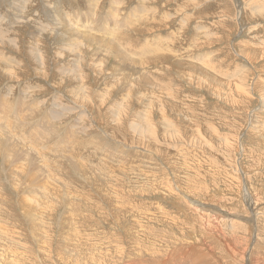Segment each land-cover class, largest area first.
<instances>
[{"label":"rangeland","instance_id":"obj_1","mask_svg":"<svg viewBox=\"0 0 264 264\" xmlns=\"http://www.w3.org/2000/svg\"><path fill=\"white\" fill-rule=\"evenodd\" d=\"M0 34V254L264 264V0H0Z\"/></svg>","mask_w":264,"mask_h":264},{"label":"bare ground","instance_id":"obj_2","mask_svg":"<svg viewBox=\"0 0 264 264\" xmlns=\"http://www.w3.org/2000/svg\"><path fill=\"white\" fill-rule=\"evenodd\" d=\"M238 3V2H237ZM258 6V5H257ZM259 10V9H258ZM261 10V9H260ZM259 10V11H260ZM39 26V25H38ZM33 28V27H32ZM66 28V27H65ZM127 28V27H126ZM128 29V28H127ZM6 30H7V32H8V30L9 29H6L5 28V32H6ZM34 30V29H33ZM38 30H39V28H38ZM123 30H125V29H123ZM30 31V30H29ZM126 31V30H125ZM6 32V35H5V39L6 40H8L9 39V36L7 35L8 33ZM31 32V31H30ZM36 33H37V31H36ZM39 33H41V32H39ZM56 33V32H55ZM127 33V32H126ZM58 34V33H57ZM4 34H0V36H3ZM38 35H40V34H38ZM56 35V34H55ZM37 36V35H36ZM65 36V35H64ZM58 37V36H57ZM3 38V37H2ZM36 38V37H35ZM112 38V37H111ZM110 38V39H111ZM37 39V38H36ZM67 40V39H66ZM11 41V40H10ZM9 41V42H10ZM14 41V40H13ZM69 42V41H68ZM13 43H11V45H12ZM15 44H17V43H15ZM4 46V45H3ZM13 47H15V46H13ZM125 48L126 47H128L129 49H130V46H127V45H125L124 46ZM17 51V50H16ZM133 51V50H132ZM123 52H124V50H123ZM128 53V51H126V53L124 52V54H125V56H126V54ZM123 54V53H122ZM73 55V54H72ZM128 55V54H127ZM76 56V55H75ZM125 56H124V58H125ZM121 57V56H120ZM123 57V56H122ZM17 56H15V55H13V56H10V55H8V54H6V56L4 57V58H0V71H1V74L3 73V75L5 74V76L6 75H9L10 73H12L13 74V72L14 71H17L18 69H21L20 67H19V62H18V60H17ZM123 58V59H124ZM128 58V57H127ZM120 60H121V58H119ZM126 59V58H125ZM124 59V60H125ZM41 60V62H42V60L43 59H40ZM32 61H33V64L35 63H40V61H38L37 59H35V58H32ZM123 61V60H122ZM119 62V61H118ZM121 63V62H120ZM12 67L11 69H9V67ZM16 69V70H14L13 71V69ZM24 68V67H23ZM11 71V72H10ZM14 74H16L15 72H14ZM25 95V94H24ZM25 97V96H24ZM22 100H23V97H22ZM9 101V100H8ZM8 101H5L4 99H0V105L2 104V105H6V107H8V105H10V103L8 102ZM25 103L26 102H22L21 103V107L22 108H20L21 109V112H22V110L23 109H25V108H27L26 107V105H25ZM31 103V102H30ZM15 104V103H14ZM28 104V103H27ZM36 104H37V102H36ZM35 104V105H36ZM56 104H59L58 102L56 103ZM55 104V105H56ZM29 105V104H28ZM27 105V106H28ZM31 105H33V103H31ZM36 106H39V105H36ZM41 106H43V105H41ZM37 109H38V107H36ZM42 108V107H41ZM30 109H32V108H30ZM33 109H35V108H33ZM32 109V110H33ZM53 109H54V107H53ZM52 109V110H53ZM0 110L2 111V113H0V116H6V118H8L7 116L9 115V112H8V110H5V108H2L1 106H0ZM27 110H29V109H27ZM36 110V109H35ZM41 110H43V109H41ZM45 110H47V109H45ZM12 111H14V110H12ZM39 111V110H38ZM48 111V110H47ZM54 111V110H53ZM56 111V110H55ZM61 111V110H60ZM16 112V111H15ZM33 112H35V111H33ZM43 112V111H42ZM23 113V112H22ZM32 112L30 111V114H31ZM38 113V112H37ZM41 113V112H40ZM52 113V112H51ZM57 113V112H56ZM60 113V112H59ZM59 113H57V114H59ZM32 114H34V113H32ZM32 114L30 115V116H32ZM57 114H56V117H60L61 116V114H59L58 116H57ZM53 116H55L54 115V113L52 114ZM26 116V115H25ZM25 116H23V117H25ZM34 116V115H33ZM38 116V115H37ZM37 116H35V117H37ZM45 116V115H44ZM43 116V117H44ZM35 117H33V118H35ZM47 117V116H46ZM58 117V118H59ZM3 118H5V117H3ZM3 118H2V121H3ZM32 118V117H31ZM0 119H1V117H0ZM12 119V118H11ZM19 119V118H18ZM41 118H39L38 119V121L37 122H40V124H43V122H45V120L44 121H42L43 119H41ZM44 119H46V118H44ZM4 120H6V119H4ZM9 120V119H8ZM35 120V119H34ZM59 120L60 119H58V122H59ZM41 121H42V123H41ZM5 122V121H4ZM49 122V121H48ZM3 124V123H2ZM23 124V123H22ZM22 124H21V126H19L18 124V131H16V133L18 132V136L20 137V138H24V140L26 139V140H30V141H32V142H34L35 143V145L34 146H36L37 148L38 147H41V145L42 146H44L45 147V149H47L48 150V152L50 151V152H52V148L55 150V147L53 146V145H49V144H53V143H51L48 139H51V140H53L54 142H55V140H58L57 139V137L59 138V139H61V138H64V137H62V136H58L57 134H58V132L59 133H61L62 134V130L60 131V127L59 126H57V125H52V126H55V127H50V126H47V131L46 132H44L43 133V137H41V133L43 132H41V133H37V131H36V129L33 127V126H31V125H29L28 127L26 126V125H24V126H22ZM45 124H46V122H45ZM6 126V125H5ZM42 126H44V124L42 125ZM7 127V126H6ZM44 127H46V126H44ZM14 128H16V127H14ZM9 129V128H8ZM13 130V129H12ZM11 129H10V131H12ZM32 130H35L34 132H32ZM39 130V129H38ZM7 131V130H6ZM21 131V132H20ZM161 133H162V135H166V130L164 129V127H162V129H161ZM20 132V133H19ZM24 132V133H23ZM51 132L53 133V134H51ZM1 133H4V132H1ZM10 134V132H9V130H8V132H7V134ZM7 135V137L8 136H10V135ZM67 134V133H66ZM12 136V135H11ZM64 136H66V135H64ZM0 137H1V141L2 142H4V139L2 138V137H4V136H2L1 134H0ZM14 137H16V135L14 136ZM18 137V138H19ZM91 137V134H90V136H89V138ZM94 136H92V138H93ZM78 138L79 137H75V141L74 140H72V139H70L68 142H66L65 143V139H62L61 141H57V143H58V147H59V149H61V147H63V146H65V148H67V150H69V151H74V149H76L77 147H86L87 145H89L90 143L87 141L86 143H84V141H85V139L84 140H80V141H78ZM45 139V140H44ZM23 140V139H22ZM95 140V139H94ZM56 143V142H55ZM264 143V142H263ZM27 144V143H26ZM5 145H7V146H11L10 144H5ZM31 144H29V146H30ZM101 145V144H100ZM12 147V146H11ZM26 147H28V145H26ZM33 147V146H32ZM9 148V147H8ZM34 148V147H33ZM64 148V149H65ZM93 148V147H92ZM73 149V150H72ZM53 150V151H54ZM39 151V150H38ZM61 151V150H60ZM100 151V150H99ZM37 152V151H36ZM96 152H98V151H96ZM101 152V151H100ZM119 152V151H118ZM33 153V152H32ZM38 153V152H37ZM99 153V152H98ZM103 153V152H102ZM101 153V154H102ZM35 154V153H34ZM51 154V153H50ZM53 154V153H52ZM37 155H39L42 159H44L45 160V162L47 161V158H46V155H44V154H42V156L40 155V153H38ZM112 156H114V154L112 153L111 154ZM50 159V158H49ZM52 159V158H51ZM50 159V160H51ZM27 160V159H26ZM50 160H49V162H50ZM52 161V160H51ZM27 162H28V160H27ZM48 162V161H47ZM48 162V163H49ZM47 164V163H46ZM57 164V163H56ZM26 165V164H25ZM32 165V164H31ZM47 166H48V168H50L51 170H55L54 169V166L53 165H50V164H47ZM71 166V165H70ZM57 167V166H56ZM60 167V166H59ZM79 167V166H78ZM55 172V171H54ZM39 176V175H38ZM37 176V177H38ZM42 176V175H41ZM39 178V177H38ZM37 179V178H36ZM84 181V180H83ZM44 186V185H43ZM69 188V187H68ZM100 188H101V186H100ZM34 193V192H33ZM36 194V193H35ZM105 197H107L108 196V194H106V195H104ZM101 197H103V196H101ZM47 200V199H46ZM28 205V204H27ZM39 208V207H38ZM99 209V208H98ZM35 211V210H34ZM42 211V210H41ZM31 212V211H30ZM33 215H36V214H33ZM64 216H66V215H64ZM34 218H36V216L34 217ZM33 218V219H34ZM29 219H30V217H29ZM32 222V225L35 227V223H33V220H31ZM36 223H38V220L36 219V221H35ZM40 223V222H39ZM66 224V223H65ZM63 230V229H62ZM194 234V233H193ZM196 234V233H195ZM3 236H4V234H3ZM7 236V235H6ZM5 236V237H6ZM192 236V235H191ZM36 238V237H35ZM193 238H194V235H193ZM195 238H196V236H195ZM11 239V238H10ZM183 239V238H182ZM190 239H191V237L189 238V240H188V242L190 241ZM181 241V240H180ZM196 243V242H195ZM194 243V244H195ZM208 243V242H207ZM206 243V245H208ZM201 244V243H200ZM197 245V244H196ZM226 245V244H225ZM231 246H232V244H230ZM96 246V245H95ZM109 246V245H108ZM189 246V245H188ZM210 246V245H209ZM215 246V245H214ZM148 247V246H147ZM215 248V247H214ZM228 248V247H227ZM226 248V249H227ZM233 248V247H232ZM211 249V248H210ZM225 249V248H224ZM9 250V248H7V249H5V251H6V253H8L9 255H11V256H14L16 253H15V251H8ZM146 250V249H145ZM204 250V249H203ZM100 252L99 251V249L98 248H93V250H89V253H90V257H93L94 255H95V253L96 252ZM141 251H143L144 252V249L143 250H141ZM187 251V250H186ZM205 251V250H204ZM228 250H226L225 251V253L227 252ZM65 252H68V253H72V252H75V249H72V248H70V249H68L67 247H65ZM79 252H83V253H86V254H88L87 252H85V251H81V250H77V252L76 253H79ZM146 252V251H145ZM171 252V254H172V250L170 251ZM196 252V251H195ZM203 252V251H202ZM210 252V251H209ZM214 252V251H213ZM114 253V252H113ZM160 253V252H159ZM185 253V252H184ZM189 253H192V252H189ZM188 253V254H189ZM122 255H124V251L122 250V253H121ZM187 254V255H188ZM196 254V253H195ZM201 254V253H200ZM204 254H208V253H204ZM204 254H203V256H204ZM210 254H212V253H210ZM236 254V253H235ZM75 255V254H74ZM113 255V254H112ZM150 255V254H149ZM173 255V254H172ZM180 255V254H179ZM185 255V254H184ZM190 255V254H189ZM189 255L188 256H186L185 255V257H189ZM192 255H194L193 253H192ZM230 255V254H229ZM67 256H69L70 257V259H71V262H82L80 259L79 260H77L76 258L75 259H73V255L72 254H67ZM76 256V255H75ZM77 256H79V255H77ZM156 256V255H155ZM158 256H159V254H158ZM178 256V255H177ZM200 256V255H199ZM212 256H214V255H212ZM247 256V255H246ZM176 257V256H175ZM174 257V258H175ZM179 257V256H178ZM192 257V256H191ZM67 258V260L69 259L68 257H66ZM140 258V257H139ZM182 259H183V257H181ZM180 258V259H181ZM214 258V257H213ZM251 258V257H250ZM81 259L83 260V257H81ZM103 259V258H102ZM186 259V258H185ZM189 258H187L186 260L187 261H189L188 260ZM212 259V258H211ZM0 260H1V263L0 264H13V263H17V257H15L14 259H11V260H9V257L8 256H4L3 254H0ZM26 260V259H25ZM114 260V259H113ZM157 262H159L160 264H164V263H166V264H170L171 262H173V257L171 258V257H169L168 255L165 257V258H162V260H159L158 258H156L155 259ZM154 260V261H155ZM191 260V259H190ZM27 261H28V259H27ZM95 261V260H94ZM98 261V260H97ZM116 261V260H115ZM178 261V260H177ZM201 261V260H200ZM203 261V260H202ZM34 263H35V261H33ZM40 262V261H39ZM67 262V261H66ZM69 262V261H68ZM134 262V260L132 259H130V260H128L127 262H125V263H122V264H132ZM183 262V261H182ZM257 262V261H256ZM25 263V262H24ZM144 263V260H141L140 259V261H139V263L138 264H143ZM174 263V262H173ZM181 263V262H180ZM180 263H177V264H180ZM198 263H199V261H198ZM18 264V263H17ZM39 264V263H38ZM114 264H115V262H114ZM206 264V263H205ZM251 264V263H250ZM256 264H259V263H256Z\"/></svg>","mask_w":264,"mask_h":264}]
</instances>
